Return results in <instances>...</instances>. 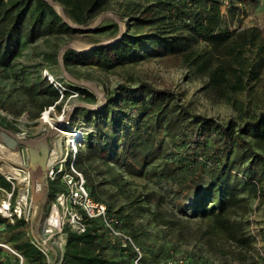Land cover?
<instances>
[{"label":"trees","instance_id":"trees-1","mask_svg":"<svg viewBox=\"0 0 264 264\" xmlns=\"http://www.w3.org/2000/svg\"><path fill=\"white\" fill-rule=\"evenodd\" d=\"M52 1L78 26H87L108 10L124 25L122 36L110 44L97 45L96 37L117 35L118 25L113 22L87 31L91 49L64 50L61 60L69 74L80 66L109 71L146 55L166 57L191 80L204 82L201 91L208 100L234 112L221 121L193 110L178 92L139 82L115 87L103 106L79 118L94 131L84 136L85 155L75 156V161L78 165L89 158L103 161L110 176L106 183L127 202L116 210L108 205L107 215L115 229H123L138 247L139 264H146L145 254H151V264H164L174 254L172 246L155 249L141 241L135 228L127 230L131 225L126 210L147 215L156 227H166L179 240L188 239L185 230L191 221H198L194 235L208 244L218 237L246 247L250 239L232 216L247 210L249 198L260 200L264 195V103L257 104L253 89L264 70V32L241 24V6L252 0ZM84 33L69 26L48 0H0V66L10 65L21 46L40 38ZM71 87L85 94L87 101L94 99L85 88ZM243 93L248 100L241 99ZM38 95L43 99L39 110L58 98L50 83ZM124 176L142 178L152 187L144 192L130 189ZM0 187L10 190L1 175ZM86 187L99 201L88 174ZM62 189L57 181L49 182L46 204ZM15 195L14 190L13 199ZM86 222L84 233L63 228L65 244L58 264H133L137 253L130 246L122 247L102 222ZM24 226L22 218L9 223L0 216V228L8 234L2 244L25 264H46L24 238ZM18 261L0 247V264Z\"/></svg>","mask_w":264,"mask_h":264},{"label":"rangeland","instance_id":"rangeland-1","mask_svg":"<svg viewBox=\"0 0 264 264\" xmlns=\"http://www.w3.org/2000/svg\"><path fill=\"white\" fill-rule=\"evenodd\" d=\"M113 7H116V5L114 4ZM56 10L58 12L57 8ZM241 10V24L244 27L257 26L264 32V0H252L244 6H241ZM103 14L105 16L100 20V17ZM103 14L95 18V20L87 26L95 25V28L102 24H110L111 22L116 23L115 19H117L122 28H124L123 23L118 19V15L114 13L113 10H108ZM110 14L112 15L110 16ZM113 37L114 36H102L96 38H98L99 42H103L111 40ZM91 41L92 36L86 31V33L76 35L73 38L67 36H48L40 38L32 44L21 46L16 57L11 60L10 65L0 66V127H4L13 133L17 132L19 129L18 127H20L27 130L30 135L36 136H40L49 131L51 127L42 123L40 120V114L42 111L39 110V106L43 102V99L38 94L40 90L48 84L47 79L41 75V72L46 69L60 81L74 85L62 74L58 63V53L64 44H69L80 50L92 47L90 44ZM72 71L74 75H71L68 72L71 77L86 82L84 85L75 86L83 87L91 94L94 93L91 88H95V90H98L106 96L108 92L113 91V89L119 85L129 86L136 85L139 82H148L157 88H167L176 93L178 92L185 104L189 105L193 110L209 117L213 116L221 121H226L227 118L234 116V112L230 106L221 103H214L205 97L201 91L204 84L202 80H191L186 75L183 68L174 65L173 62L166 57L159 58L146 55L132 63H128V65L116 66L109 71H102L97 67L95 68L91 66L76 67L73 68ZM261 73V79L253 84V89L256 94L255 96L257 97V104L264 103V70L261 71ZM42 82H44L45 85H41L43 84ZM93 96L94 99L92 98L88 101L95 104L97 99L95 94H93ZM240 97L243 101H246L248 100L249 95L243 93ZM59 109L58 114L60 113ZM88 114V110H85L84 108L75 109L70 116V119L72 120V123H74L76 117L82 119L87 117ZM52 139L54 142L59 141L65 152L64 138L61 135H58V133H56L50 140V151L53 149ZM14 152L21 155V166L27 169L31 176L27 201L21 208L26 214L28 213L29 216L33 217V224L36 225V230H34L36 233L41 234V226L49 217L52 209V203L49 205L46 204L48 184H46L44 175V170L46 169L49 160V154L47 157L48 160L43 162V160L40 159L39 152L31 153L23 146H20L17 151ZM84 155V145H82L81 147H78L76 157L79 156L80 158H83ZM87 155L91 154L89 153ZM5 161L8 163L10 162L9 160L0 158V165ZM10 163L17 169L20 166V164L14 162ZM73 168L83 174L85 185L86 174L89 175L91 182H93L94 190L97 192L99 202H103L107 207L108 205L111 206L113 210L126 206L127 202L124 197L118 194L117 189H114L106 183V180H109L110 176L106 173L107 168L102 160L89 158L88 160H83L80 165L75 161ZM124 179L130 183V189L134 188L144 192V188L148 190L152 187L150 183L147 184L142 178L135 177L131 179L124 176ZM15 184H17V182ZM262 184L264 185V181ZM22 187L23 185L20 183L15 188L16 195L13 199V206H15V201L19 199L20 189ZM57 187L63 188L58 181ZM4 197L5 196L2 197L0 195V200L4 199ZM125 213L130 215L129 221L131 227L128 226L127 230L135 228L141 241L147 246L153 244L155 249L158 246H161L164 249L172 246L170 252H173V256H183L193 261L203 260L210 264H264V195L260 200L257 198H249L247 210L244 213L238 212L232 216V218L241 226L243 234L250 239V242L246 247L242 248L238 247L232 240L227 241L226 239H220L218 237L212 240L213 243L209 241L211 244H208L206 239H200L197 237L198 235H194L199 224L198 221H191L190 226L185 230L187 231L186 235H188V239L179 240L175 235L167 231L166 227H156L149 220L147 215H140L138 212H132V210H126ZM60 214L61 220H63L64 223V228L67 226V217H64L62 212ZM23 229L24 238L28 240V229L26 225ZM122 230L123 229L120 231ZM7 236L8 234L6 232L4 233L2 228H0V244L5 241ZM57 237L58 235L54 236L55 241H59ZM1 249L3 248L1 247ZM8 253L17 257L15 254ZM58 254L59 250H55L53 260H56ZM144 258L146 259V264H151V254H145ZM18 259V264H25L23 258Z\"/></svg>","mask_w":264,"mask_h":264},{"label":"built area","instance_id":"built-area-1","mask_svg":"<svg viewBox=\"0 0 264 264\" xmlns=\"http://www.w3.org/2000/svg\"><path fill=\"white\" fill-rule=\"evenodd\" d=\"M41 75L47 79L48 83L53 85L57 92L58 98L53 102V104L41 110L42 112L40 114V120L44 117L50 118L57 115L62 119L70 108L88 103L85 94H80L79 91L72 88L70 84L60 81L46 69L42 70ZM58 109L60 111L59 114ZM65 123L68 126H71L72 130L71 133H66V135L58 134L64 138L63 142L65 143V152L61 147V143H59V141L54 142L52 139L53 149H55L56 145H59V151L53 160L50 161L48 158L49 160L46 169L44 170L46 184L52 181H58L59 184L63 186V189L56 193V196L51 204V212L53 209L56 211L55 217L51 218L50 213L49 217L45 220V222H43L44 224L41 226V234L35 232L36 225L33 224V217L29 216L28 213L26 214L21 208L26 204L27 195L29 193L28 188L31 180L29 171L21 166V163H19L20 166L18 168L19 174L22 176V181H26V184L20 182L23 187L20 189L21 196H19V199L15 201V206L12 205L13 194L15 188L20 183L14 179V177L0 172V175L4 176L7 182L10 184V190L0 187V195L2 197L5 196L4 199L0 200V216L4 220L6 219L9 223H13L15 219H23L24 224L28 229L27 236L29 242L37 251L40 252L41 255H43L46 264H58L62 260L65 239L63 235L64 223L63 220H61V212L64 217H67V226L77 233L85 232V229L87 228L86 219L102 222L104 227L108 230V234L113 239L118 238L122 247L130 246L133 251L137 253V257L134 259L133 264H139L141 253L138 247L132 242L131 238L120 231V229H115L113 226L114 221L107 215V206L103 202L95 201L91 198L89 190H87L85 185V178L83 174L73 168L78 147L83 145L84 136L94 131L93 126L86 124L79 118L76 119L74 123H72L71 119L69 118ZM18 128V131L14 133L15 139L17 141L39 137L36 135H30L29 132L23 128ZM3 147H5V145L0 143V148ZM53 149L50 151L49 157H51ZM16 182L17 184H15ZM22 196L25 197L23 202L20 201V197ZM57 235L59 241H55L54 239V236ZM57 249L59 250L58 257L56 260H53V254L55 253V250L58 251ZM14 254L18 258L22 259L21 256L17 255L16 253ZM164 264L210 263L199 261L190 262L183 256H173L167 259Z\"/></svg>","mask_w":264,"mask_h":264},{"label":"water","instance_id":"water-1","mask_svg":"<svg viewBox=\"0 0 264 264\" xmlns=\"http://www.w3.org/2000/svg\"><path fill=\"white\" fill-rule=\"evenodd\" d=\"M47 1V0H46ZM50 2L51 5H53L54 7H56L58 9V14L64 19V21L71 26L72 28L75 29H81V30H92L94 29V26H82V25H76L73 24L69 21V19L67 18V16L63 13V10L61 8V6L57 3H55L52 0H48ZM112 14H110L111 16ZM105 15L103 14L100 17V20L104 17ZM116 23L118 25V29L119 32L116 36H114L111 40H107V41H103V42H99L97 45H106V44H110L113 41L117 40L118 38H120L122 36V34L124 33V29L122 28L121 24L119 23V21L117 19ZM75 49L77 51H85V50H89L92 47H88V48H83V49H76L72 46H70L69 44H64V46H62L60 52L58 53V63L60 65V69L62 74L64 75V77L68 80H70L74 85H84L86 84L85 81L81 80H77L76 78L71 77L66 68L64 63H62L61 57L62 54L64 53V50L66 49ZM92 91L94 92L93 94H95L97 102L94 103H86V104H81V106H74L72 108L69 109V111L66 113V115L62 118V122H66L67 119L70 118V116L72 115V113L75 111V109H87V110H91V111H97L98 108H100L101 106H103V104L106 101V96L104 94H102L101 92H99L98 90H95V88H91ZM57 133V129L54 127H51V129L49 131H47L46 133L40 135L37 138L34 139H28V140H16L14 133L11 132L10 130L4 128V127H0V143L4 144L8 149L10 150H14L17 151V149L20 146L25 147L26 149H28L31 153L34 152H39L40 153V159L43 160V162H45L48 157V154L50 152V147H51V143L50 140L51 138Z\"/></svg>","mask_w":264,"mask_h":264},{"label":"bare ground","instance_id":"bare-ground-1","mask_svg":"<svg viewBox=\"0 0 264 264\" xmlns=\"http://www.w3.org/2000/svg\"><path fill=\"white\" fill-rule=\"evenodd\" d=\"M46 116V115H45ZM41 122H43L44 124H46L49 127H54L57 129L58 134H63L66 135V133H71V126H68L65 122H62V119L57 115L54 117H44L43 119H41ZM74 132V131H73ZM59 151V145L55 146V149H53L51 157H49L50 161L53 160V158L56 157V154ZM33 153H35L33 151ZM0 158H4L5 160H9L10 162H14L16 164L22 163L21 160V155L18 154L17 152H14V150H10L8 149L6 146L3 148H0ZM8 163L7 161H5L3 164L0 165V172L1 173H6L7 175H10L12 177H14V179H16L19 183H25L26 181H22V176L19 174V170L17 168H15V166H13L11 163ZM35 172V171H34ZM23 195V194H22ZM21 196V194H20ZM25 199V197H20V201L23 202ZM56 214V211L53 209L51 212V218H54ZM52 220V219H51ZM0 246L5 250L8 251L12 254H14V250L10 247H8L6 244H0Z\"/></svg>","mask_w":264,"mask_h":264},{"label":"crops","instance_id":"crops-1","mask_svg":"<svg viewBox=\"0 0 264 264\" xmlns=\"http://www.w3.org/2000/svg\"><path fill=\"white\" fill-rule=\"evenodd\" d=\"M72 85V84H71ZM88 102V101H87ZM88 103H91V102H88Z\"/></svg>","mask_w":264,"mask_h":264}]
</instances>
